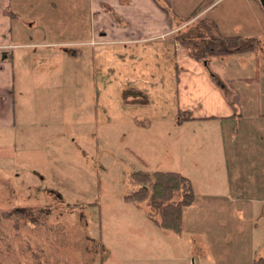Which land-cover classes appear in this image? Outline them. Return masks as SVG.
<instances>
[{"label": "rangeland", "instance_id": "374dc122", "mask_svg": "<svg viewBox=\"0 0 264 264\" xmlns=\"http://www.w3.org/2000/svg\"><path fill=\"white\" fill-rule=\"evenodd\" d=\"M236 1H225L214 14L223 19L224 33L239 18L233 15L238 8L236 12L228 9ZM244 8L256 14V21L251 16L248 27L255 25L254 30L264 32V24H257L264 21L261 8L256 5L253 12L244 6L240 11ZM188 17L183 22L189 23L192 18ZM47 19L52 26L58 25ZM210 26H200L199 32L212 43ZM197 28H184L182 33L194 34ZM248 41L255 48L253 40ZM217 47L214 55L220 58L251 52L235 54L231 47ZM71 52L50 90L53 99L49 95L39 100L43 115L24 119L35 121L36 126L30 124L25 133H0V264H253L264 258L263 202L256 203L248 215L244 203L250 200L217 214L212 209L206 212L210 205L197 201L198 209L187 220L195 232L183 236L162 232L151 224L146 217L147 202H125L126 195L137 188L131 178L137 171H174L192 176L195 187H202L201 171L205 169L197 165L207 148L182 144L185 138H199L191 131L207 123L178 125L159 100L154 107L134 104L142 110L134 116L116 111L118 98L121 104L130 105L116 94L108 95L111 104L97 98L88 57L76 59ZM204 55L203 63L210 59L208 51ZM226 61H220L225 67L218 71L225 77L251 72ZM58 64L59 59L51 58L49 67L55 71ZM246 92L252 107L253 92ZM143 101L141 97L139 102ZM219 182L214 180L215 185ZM256 198L263 199L264 194ZM210 223L214 229L202 230Z\"/></svg>", "mask_w": 264, "mask_h": 264}, {"label": "crops", "instance_id": "0c3cea01", "mask_svg": "<svg viewBox=\"0 0 264 264\" xmlns=\"http://www.w3.org/2000/svg\"><path fill=\"white\" fill-rule=\"evenodd\" d=\"M184 1H188V8ZM184 1L0 0V133H25L30 124L36 126L35 121L24 119L43 115L38 110L39 100L49 95L53 99L50 90L71 50L76 59L88 57L92 85L97 98L104 102L111 104L109 94L123 97V91L135 89L148 96L145 108L154 107L159 100L172 120L176 121L181 112L196 119L178 125L207 123L191 131L199 138L183 139V147L199 144L207 151L197 165L205 169L201 171L202 187L197 189L193 177L182 173L190 179L196 201L183 210L181 236L195 232L187 220L198 209L197 201L210 205L206 212L214 210L217 214L233 211L240 202L250 200L252 203H244L248 215L256 203H264V198L254 199L264 194V32L247 25L256 14L247 13L245 8L240 11L245 6L254 12L253 7L261 6L251 0L229 4L228 9H239L233 13L239 18L230 32L224 33L226 28L220 25L223 19L214 14L227 0L208 4L189 23L183 19L202 0ZM185 8H190L189 12ZM48 17L58 25L52 26ZM257 24L260 27L264 21ZM200 26L213 27L212 43L199 32ZM194 27H199L195 29L198 32L188 35L186 31ZM225 36L251 39L255 48L220 58L214 55V48H226L222 40ZM201 38L203 43L199 44ZM207 51L210 59L203 63ZM51 58L59 59L55 71L49 67ZM222 59L251 72L225 77L218 73L225 67ZM246 91L253 92L252 107L246 101ZM119 100L116 111L122 110L127 116L142 111ZM42 125L48 126L47 122ZM142 164L147 166L145 161ZM210 171L218 177H211ZM214 180L220 182L215 185ZM214 228L210 223L202 230Z\"/></svg>", "mask_w": 264, "mask_h": 264}, {"label": "trees", "instance_id": "16d2710c", "mask_svg": "<svg viewBox=\"0 0 264 264\" xmlns=\"http://www.w3.org/2000/svg\"><path fill=\"white\" fill-rule=\"evenodd\" d=\"M212 0H202L188 18L199 15L207 3ZM258 5V0H253ZM224 44L231 47L232 53L248 51L253 45L248 40L242 39L240 36L222 37ZM249 43V44H247ZM123 99L128 104H138L145 106L149 100L147 95H143L135 89L125 90L122 93ZM143 97L144 101L139 102ZM130 100V101H129ZM196 120L190 117L187 112L177 114V121L180 123ZM133 183L137 186L134 192L126 195L125 202L141 203L147 202L149 212L146 217L148 221L162 232L172 233L181 236L182 234V214L186 207H190L196 201L194 189L191 181L187 176H183L178 172H152L146 173L137 171L131 174ZM253 264H264V258L255 260Z\"/></svg>", "mask_w": 264, "mask_h": 264}, {"label": "water", "instance_id": "95a60500", "mask_svg": "<svg viewBox=\"0 0 264 264\" xmlns=\"http://www.w3.org/2000/svg\"><path fill=\"white\" fill-rule=\"evenodd\" d=\"M258 3L260 4L261 8L264 10V0H258Z\"/></svg>", "mask_w": 264, "mask_h": 264}]
</instances>
